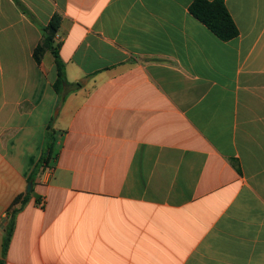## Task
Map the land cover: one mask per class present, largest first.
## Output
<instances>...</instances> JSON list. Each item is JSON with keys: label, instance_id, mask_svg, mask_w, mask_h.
I'll return each mask as SVG.
<instances>
[{"label": "crops", "instance_id": "1", "mask_svg": "<svg viewBox=\"0 0 264 264\" xmlns=\"http://www.w3.org/2000/svg\"><path fill=\"white\" fill-rule=\"evenodd\" d=\"M193 1L0 0L2 264H264V0Z\"/></svg>", "mask_w": 264, "mask_h": 264}, {"label": "trees", "instance_id": "2", "mask_svg": "<svg viewBox=\"0 0 264 264\" xmlns=\"http://www.w3.org/2000/svg\"><path fill=\"white\" fill-rule=\"evenodd\" d=\"M188 10L195 19L206 26V28L221 41H230L238 36V30L230 14L228 13L223 0H194L190 4ZM59 26L60 17L58 15H54L47 26L41 28L42 39L33 50L32 56L34 61L37 64H40L44 54L48 51H51L56 71V79L53 84V89L56 94L63 96V93H67L68 89L69 92L75 91L81 87V84H70L66 80L64 63L60 59L57 52V47L54 44L55 36L58 32ZM53 159L54 156L51 147L45 148L38 161L36 171L38 169L43 170ZM19 201L20 198H16L14 204ZM12 230L13 219L11 217L9 224L6 227V235L4 238L2 251L3 256H5L7 252ZM0 264H2L1 261Z\"/></svg>", "mask_w": 264, "mask_h": 264}, {"label": "water", "instance_id": "3", "mask_svg": "<svg viewBox=\"0 0 264 264\" xmlns=\"http://www.w3.org/2000/svg\"><path fill=\"white\" fill-rule=\"evenodd\" d=\"M30 189H31V183H29L27 191L29 192Z\"/></svg>", "mask_w": 264, "mask_h": 264}, {"label": "built area", "instance_id": "4", "mask_svg": "<svg viewBox=\"0 0 264 264\" xmlns=\"http://www.w3.org/2000/svg\"><path fill=\"white\" fill-rule=\"evenodd\" d=\"M45 170H46L47 172H50V169H48V168H46Z\"/></svg>", "mask_w": 264, "mask_h": 264}]
</instances>
